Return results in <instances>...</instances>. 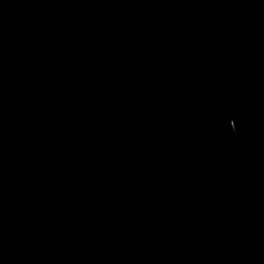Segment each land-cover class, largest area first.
<instances>
[{
    "label": "water",
    "instance_id": "obj_1",
    "mask_svg": "<svg viewBox=\"0 0 264 264\" xmlns=\"http://www.w3.org/2000/svg\"><path fill=\"white\" fill-rule=\"evenodd\" d=\"M0 264H264V0H0Z\"/></svg>",
    "mask_w": 264,
    "mask_h": 264
}]
</instances>
